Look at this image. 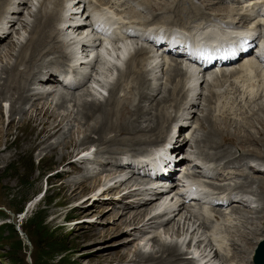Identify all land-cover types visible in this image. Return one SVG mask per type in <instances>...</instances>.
I'll use <instances>...</instances> for the list:
<instances>
[{"label":"bare ground","instance_id":"bare-ground-1","mask_svg":"<svg viewBox=\"0 0 264 264\" xmlns=\"http://www.w3.org/2000/svg\"><path fill=\"white\" fill-rule=\"evenodd\" d=\"M122 1L127 2L122 3L121 0H42L38 3V5H40V9H38L39 6L37 5L36 11L38 9L39 15L36 17L31 16L34 20L26 26V28L29 29V36L26 40H24L26 43H23L22 46L17 48L18 50L15 54H12L11 58L14 60L13 63L0 70V121L3 117L1 107L2 103L7 101L10 102V108L8 111V129L3 132L0 130V135L3 137L1 138L2 140L0 143H4V150L8 151L9 155H1L0 157L2 160H6L8 157H20L23 153L31 154L40 148L43 149L44 152L47 151L46 155L48 156V159H52L53 157L57 158V160L54 161L55 165L62 164L65 160L78 155V143L74 140L73 134L70 132V134L68 133V136H64L63 133V123L66 120V117H60L57 115L54 110H50L51 108L45 102L35 103L36 99L48 100L49 97H52L51 93H54V91L52 90V92L49 93V91H44V88L34 89V83H37L40 87H46L47 85H54L53 87H55L54 83L53 85L47 84V80L50 78V81H54L58 84L59 76L64 70H67V73H65L66 76H72V81L68 82L73 87L72 89L70 88L73 92L76 91L78 93L83 89L87 90V88H89L88 90L90 92L86 91V93H93L91 97H96L97 100H82L81 95L80 98L75 97L76 93L74 94L73 92L72 98L69 97L70 99H68L69 95L59 94L56 96L58 97L56 101L54 100L55 107L63 108L68 102L72 101L74 103V107L76 109L74 119L78 120L84 127V131H79L82 134L79 146L82 147L89 143L96 144L97 150L94 158L97 159L98 157L100 159L114 160L112 163L120 166L118 167L119 172H123V169L127 170V168H131L133 173L131 175H138L142 171L143 173L150 172V174H154V170L159 172L161 171L160 169H163V167H165V170H168L172 164L169 157L177 153L171 151V154H168V152L171 147L172 149H176V147L179 146L177 140L174 139L173 131L171 132L170 126L172 124L179 123L178 120L180 111L182 115L185 114L187 117H190V120L193 119L192 123L197 125L200 129H203V140L201 139L199 141L202 147L206 145L208 149L220 150L219 148L223 147L224 144H233L236 148H241L240 144L236 143L238 140L233 141L232 137L229 136L230 132L228 129L233 126L231 119L225 114L216 115L212 107V101L218 100L217 98L219 95H223L225 93H219L214 89H211V86L214 88V85L219 83L221 79H225V82H228L230 88L235 93H238V95H240L241 91H243L241 96L243 97V102H246L245 104L248 103L249 107L254 105L253 109L249 107L247 108L251 113L250 117H245L243 121L241 120L242 122L239 121L233 127L238 129L240 132H247L249 130L248 128H253L255 125L254 122H257L261 126H259L260 131L257 134L263 138L260 140V143L259 141L254 142L253 137L256 136L249 137L250 139H245L248 138L244 136L245 133L243 135L245 141L240 142L243 139L239 138L240 140L238 142L248 143L251 147H253L251 150L255 148L257 143L264 147V102H262V100H264V70L261 71L258 69L259 65L254 59H250L248 62L238 65V67L223 69L221 73L218 74L202 73L203 75L201 76V74L191 68H183L177 61L166 59V57L160 58L154 55L151 50L146 49L144 46H139V40L134 37L131 38L133 39L131 41L129 39L130 42H116V38H121L120 33L122 30L133 25V22L129 21L126 24L127 20L122 18V15L126 13L129 14L130 17H127L129 19L139 17V14L137 13L138 11H136L133 7L134 5H132L133 2L134 4H139V6H142L145 2L149 3L148 5L150 7H154L155 5L157 6L152 17L155 15L154 18H156V21H158L159 24L155 26L145 25L144 27V24L135 25L143 28V30L149 28H156L159 30L160 28L163 29V27L167 30L171 29V23H175L181 27V30L188 33L195 35L200 33L201 36H207L208 38H218L228 34L229 30H233L230 28L238 29L233 31V34L254 36L256 32H258L257 28H259L260 25L259 21H264V10L262 15L263 18H261V15L259 14V5L260 7H264V0H246V2H249L250 13L257 14L256 12L258 11L256 17L258 18L259 24L254 27L255 31L246 27V24L251 23L255 19H251L249 13L245 12V14L231 16L234 10L229 8L230 6L228 7L224 4H233L234 0H216L217 2H210L212 0H202L203 3L198 6L201 5L203 8H206L207 6L210 9L216 7L217 11L215 14L213 13L214 15L203 13L200 10V7L195 5V1L192 3V0H186L185 2H182L181 0H164L167 4L157 0ZM238 1L239 0H236L234 4L239 5ZM22 6H24L23 10H25V6L27 8L24 0H0V49L2 50H5L6 48L9 49V45H11V49L13 47V44L9 41L10 39L8 35L11 33L10 29L14 23L12 17H16L17 14H21L19 9ZM220 10L223 12L226 11V16H229L227 17L228 19L223 18V22L217 19H221L225 16V14H219ZM77 11H80V13ZM157 12L159 14H157ZM109 13L111 15H109ZM10 14H12L11 17L9 16ZM82 14L84 16H82ZM92 16L96 17V19L98 18V26L93 27V25H91L89 17H91L92 20ZM121 18L123 20H121ZM195 19L196 21L200 20V23H195L196 21H193ZM243 27L244 29L246 27L247 32H243V30H241ZM94 31L97 34L94 33ZM108 32L112 36L109 38L104 37V33ZM250 32H252V35ZM115 34L119 36L115 37ZM133 41L137 45L135 48L128 51L129 47L133 46ZM101 43L104 45L101 46L103 48L102 50H100L101 47L99 49L97 48V46L101 45ZM113 45L118 48L113 50ZM238 50L239 49L237 48L234 51ZM116 53H119V57L116 58L117 62L115 61V63L113 55ZM157 59L162 61V63H157ZM103 64L106 66L104 67V70L110 69L109 66L112 64L110 70L112 71L113 76L111 80L101 76V79L98 80V84H92L95 88H97V90L91 88L90 86L86 88L87 82L89 83L91 73L85 72V70L87 71L91 69L92 72L93 70L100 71L101 75H105L106 73L100 69ZM94 65H99V69H97V66ZM118 66H121L122 68L117 69ZM79 70H82L83 72H79ZM159 70L161 75L165 77V84L164 86L160 85V87L155 89L152 82H155L158 78H160L158 74ZM252 76L256 78V82L258 84L256 85L257 88H255V84H250ZM115 77L116 79L114 80ZM210 78L211 82L209 80ZM178 79L180 80L178 81ZM124 83H129L127 85L133 86V88H131L132 93H127H129V96L134 95V99L138 100L137 103L134 104V102H131L133 101L132 96L127 97L125 94L122 95L119 87L121 85L122 89L126 88L123 85ZM167 83H170L171 87ZM202 84H205L203 91H207L206 93L208 97V100L205 101L203 96L204 107L203 103L201 104L203 94V91H201ZM167 85L169 87H167ZM194 85H199V92L196 91L197 87H194ZM247 85L250 90L249 93L248 90H244ZM165 89L169 90L167 92V96L163 93ZM154 91H157L158 93L152 97L155 98L161 93L165 94L166 97L162 94L159 99L153 100L155 103L149 104L150 102L148 101V97L151 96V92L153 93ZM101 93L107 94V97L102 99L103 97ZM197 100L200 101L199 105L202 106L200 110L202 117H194L195 115L193 116L191 113L189 114L187 112L192 110L191 106H195ZM144 102H147L148 106ZM169 102L173 103L172 108L177 112L175 118L172 115L174 112L168 111L167 109L168 107L166 105H169ZM26 106H29L30 112L28 113V110H25ZM205 107H207L206 111L204 110ZM151 111H156L154 119H152L153 121L151 120L152 125L148 127L141 126L142 120H150L151 117L149 116V113ZM257 113L260 114V122L258 116L256 118ZM206 115L209 116L208 119ZM14 116H19V120L16 121ZM144 122L146 123L147 121ZM184 127L185 126H182L181 128ZM13 128H15L16 131L23 129L24 133L21 136L15 134L14 140L9 141L8 137L12 134ZM170 132L171 135H169ZM186 132H189V130ZM195 134L196 131L193 132V136H195ZM191 138L192 136H190L188 141H190ZM51 139L54 141L50 142ZM185 139H182V141L185 142ZM218 139H220V141ZM162 143L163 145L167 143L166 147L170 145L169 151L162 153L158 159H155L158 160L159 164H156L154 161L151 168H147L148 164L146 162H148L149 159L144 160L143 156H131L136 155L141 151L144 152L146 150L145 148L150 145L156 144V146H158ZM12 148L14 149V152L10 153L9 151ZM202 151L203 150H201L199 154L197 153L198 156H195L194 159L196 158L199 160L201 158L208 161H213L215 159L221 160L219 161L220 164L215 166V170L218 171L227 168L229 164H233L235 162L237 164L245 161H248L247 163L252 162L249 158H247L249 155L262 160V164H256L253 167H248L249 172L256 173L258 171V169H256L258 166H264V153H262V155H259L260 153L258 155L256 153L254 154L249 151L247 147H243L242 152L239 154L234 153L225 147H223V149H221L220 152L214 156L209 153L203 154L201 153ZM149 152L152 154V151ZM142 153L138 155H142ZM185 158L187 159L186 156ZM80 160L89 161L90 159L88 157H84ZM76 164H78V162ZM187 164L188 163L182 165L181 167H185ZM191 164L192 168L197 166L195 161H191ZM244 165L247 166L246 163ZM241 166H243V164ZM120 169H122V171ZM73 172L74 174H82L84 177H88L87 169L81 168V170H73ZM63 174L64 173L60 175ZM226 174L227 175H225L222 171V173L216 174V178H221L222 180H227L228 176L230 178L232 176H235V178L238 176L240 178L244 176L243 178H245L247 172L245 173L241 170L237 174L235 172H227ZM125 178L124 182L119 181L115 183L111 188L109 187L104 194L109 193L113 189H119L123 184H125V182L128 181V178ZM146 182L141 180L139 181L137 178H134L133 184L127 188V194H125L124 197L122 196L123 202L129 195L131 196L132 193H136V191L142 186L144 187L143 190L147 193L146 197L143 196L145 198L141 199V202H138L141 203L140 205L136 203L137 205L135 207H140V210L132 215L130 218V225L138 226L141 224L142 228L145 229L158 222L160 224L159 228H162L168 233L170 231L172 232L171 234L175 236V241L170 243L156 242L155 244L157 250L155 253L149 255L138 253L136 259L130 263L181 264L183 262V264H186V262H188L187 264H191L195 258L198 262H194L195 264H212L213 261H217L219 264H245L248 262L246 259L250 257V254H252L251 252L253 251H251L253 248L252 240H255L254 236L256 235V232L261 230L258 226V222L261 220L264 221V196L261 194L262 192L258 194V197L249 191V194L256 197L257 201L260 202L259 206H261L260 208L258 206L255 210L250 211L245 210L240 206L244 203V201H238L239 198L237 197L244 192L242 188L250 187L252 184L254 185L253 180H247L245 178L243 184L234 182L233 185H229V187L214 185L215 187L212 190L217 193L216 195L211 196L213 197L211 202L213 205H210L212 208V210L210 208V211L214 212H212L214 216L209 215V217H207L206 214L208 213L204 211V209V212L202 211L203 213H199L201 220L193 215L183 201V204L180 206H175L173 208L166 207L165 203L167 201H165L164 198L169 196V194H159L160 192H154V189H156H153L154 184H148ZM164 182L167 183V181ZM263 183L264 179H261V181H259V187H261ZM159 185H162V187L167 186V184ZM172 185H174V183H172L171 186ZM99 187L100 185H98L96 181L89 185L78 184L75 179L70 182H64L58 187L57 191V193H64V200L60 201L58 204L63 205V203H66V193H68L69 197H72L76 194V190H78L79 193H92ZM132 188L134 189L130 190ZM261 188L264 193V188ZM190 192L192 195H196L195 192ZM216 196H218V199H216ZM205 198L208 199V196H205ZM195 202L199 205L201 203L196 200ZM223 203H226L225 207L227 206V208L232 207L231 215L235 218V220L238 218L241 220L242 224H250V227H252L253 230L252 232H254L253 237L248 238L241 236L244 244L241 245L242 248L240 250H237L238 247L237 249L235 248V246H239L235 243L229 245L223 241L221 245L219 242L213 246L211 244L207 245L206 243L207 247L204 246L205 248L202 250V255H200V253L197 255V252H194V258V254H188V251L190 250L189 248L191 247V243H193L195 235L193 234L194 231L192 230L193 232H191L190 229H192L196 224L198 229L200 228L205 231V233L211 234L210 238L213 237V239H215L217 236L222 237L220 241L225 238L228 241L227 237H224L227 235V229L220 227L221 225L225 227L223 220L224 217L220 214V210L218 211V209L215 208L217 206H221ZM147 204L148 206H145ZM208 208L206 210H208ZM209 220L213 224L218 223L217 226H212L213 224L208 225ZM188 223L191 224V227ZM240 230L238 232H240ZM187 236H189V240L185 245L186 249L183 250ZM233 241L234 240L231 242ZM228 245L229 247L227 248ZM242 249H245L246 252L242 253ZM223 252L225 255H230V257H225ZM210 253H212V255H210ZM186 255L191 256L190 260L185 258ZM250 264H253V262H250Z\"/></svg>","mask_w":264,"mask_h":264},{"label":"rangeland","instance_id":"rangeland-1","mask_svg":"<svg viewBox=\"0 0 264 264\" xmlns=\"http://www.w3.org/2000/svg\"><path fill=\"white\" fill-rule=\"evenodd\" d=\"M41 1L42 0H24V3L27 5V8L25 6V8H24L25 10H23L24 6L20 7L19 10H20L21 14H17L16 17H12L14 20V23L12 25L14 31L12 30V27H11V29H10L11 33L8 36L10 39L9 40L10 43L13 44L12 45L13 47L11 49L10 48L11 45H9L10 50L7 48L5 50L0 49V70L3 67H7L8 65L13 63L14 60H13V58H11L12 54H15V52L18 50L17 48L22 46L23 43L24 44L26 43L24 40H26L29 36V34H28L29 29L26 28V26L29 25L34 20L32 17H36L39 15L38 9H40V5H38V3ZM157 1H162L164 4H167L164 0H157ZM181 1L185 2L186 0H181ZM193 1L194 0H192V3H193ZM121 2L126 3L127 1L121 0ZM210 2H212V1H210ZM233 2L235 3L236 0H234ZM238 2H239V5H236L234 3L233 4L229 3L227 5L226 4H224V5L228 6V7L230 6L229 8L234 10L231 16H236L238 14H245V12L249 13L250 18L251 19L255 18V19L251 23L246 24V27L250 28L252 30H255L254 27H256V25L258 23V18L256 17V15L258 14V11L256 12L257 14H255V13L252 14L249 11V9H250L249 2H246V0L245 1L239 0ZM148 4L149 3L145 2V4H143L142 6H139V4H134V2H133L132 5H134L133 7L136 9V11H138L137 13L139 14V17H137L135 19H129L127 17H130V15L126 13V14L122 15V18L126 19L127 22L128 21L133 22L134 25H138V24L143 25L144 24L143 27L145 25L146 26H150V25L155 26V25L159 24V22L156 21V18H154L155 15L152 17L153 12L156 11L155 8L157 6L155 5L154 7H150ZM199 4H200L199 2H197V3L195 2L196 6H198ZM37 5L39 7L36 11ZM198 7H200V10L203 13H207V14H211V15H214L217 11L216 7H214L213 9H210L207 6H206V8H203L201 5ZM260 10H261V12H260ZM263 10H264V7H260V5H259V14L261 15V18H263V16H262ZM35 11H36V13L38 12L37 15H36V13L34 14ZM157 14H159V13L157 12ZM219 14L220 15L225 14V16H223L221 19L216 17L219 21L220 20L222 21L223 18L229 17V16H226V11L223 12L222 10H220ZM109 15H111V14L109 13ZM167 15H169V14H167ZM9 16L11 17L12 14H10ZM59 16H60V13H59ZM82 16H84V15L82 14ZM17 18L19 21L17 20ZM122 18H121V20H123ZM78 19H79V17H78ZM193 21H196V19ZM259 22L264 26V21L261 22V20H260ZM195 23H200V20H197ZM170 26H171V28L181 29V27L175 23H171ZM246 27H245V29L243 27L241 30H243V32L244 31L247 32ZM139 28H141V27H139ZM157 28H160V27H157ZM165 30H166V28L163 27L162 31H165ZM250 33L252 35V32H250ZM138 44L140 45L141 43L138 42ZM136 45L137 44L134 43V41H133V46L136 47ZM141 46H145V44L142 43ZM115 48H118V47H115L113 45L112 49L114 50ZM102 49L103 48L101 47L100 50H102ZM11 50H12V52H11ZM118 55H119V53H116L113 55L114 62L116 61V58L119 57ZM110 57H112V56H110ZM166 59H169V58L166 57ZM95 61H97V60H95ZM163 61H165V60H163ZM156 62L159 64L162 63V61H160L158 59ZM94 66H97L96 68L99 69L98 68L99 65H94ZM104 67H106V66H104V64H103L100 67V69H102V71L106 73L105 74L106 76L101 75L100 71H94L93 70V72H92L91 69L87 70V71L84 69L85 72L91 73V76L89 78V83L87 82L86 88L89 87L90 85H91L90 87L92 88L93 85L98 84V80L101 79V76L108 78V80H111V78L113 76V73L110 70L112 67V64L109 66L110 69L107 68L108 70H104ZM79 72H83V71L79 70ZM158 72H159L158 74H159L160 78H158L155 82H152L153 87L155 89L160 87V85L164 86V84H165V77L163 75H161L160 70ZM202 75L203 74H201V76ZM116 77L114 78V80L116 79ZM161 78H164V79H161ZM179 80L180 79H178V81ZM209 80L211 82V78ZM253 81L255 82V80H253ZM53 83L55 84V87H53L54 86ZM0 84H1V81H0ZM34 84H35V85H33L34 89L44 88L45 89L44 91H49V93H51L52 90L54 91V93H51L52 94L51 96L53 97V99H52V97H49L48 100L47 99L37 100L35 98L36 99L35 103L45 102L51 108L50 110H54V112L57 115H59L60 117H66V120L63 123V133H64V136L65 135L68 136L70 134V132L73 134L74 140L78 143V146H77V148H78L77 154L78 155L75 157L69 158L70 160L69 159L65 160L64 163H62V164H57V165H55V162H54L55 160H57V158L53 157L52 159H48V156L46 155L47 151L44 152L43 149H41V148L38 150H35L31 154L23 153L22 155H20V157H16V158L15 157L14 158L8 157V159L2 160V158L0 157V159H1L0 160V211L2 212V214L0 215V226L3 224H6L7 226L10 225L15 230L14 234L10 233V232L9 233L6 232V234L0 238V264H33V260H32L33 257L38 258V256L41 254V251H42L41 243L43 242V240H45L44 237H53V240L60 242L61 246H64L69 250L68 254L66 255V260L64 261L65 262L64 264H67L69 262L73 263V264H134V263H130V262H132L136 259V256L138 253H141L144 255H149V254L155 253V251L157 250L156 244H155L156 242L170 243V242L175 241V236L171 234L172 232L170 231L168 233V232H165L162 228H159L160 224L158 222L153 224V225H150L149 228H145V229L142 228L141 224L138 226L130 225V218L132 217V215H134V213H136L138 210H140V207H135V206L137 204L138 205L141 204L138 202H141L140 200L145 198L147 193L145 190H143L144 187L142 186L137 191L135 190L136 193H132L131 196L129 195L123 202H122V196L124 197L125 194H127V188H129L133 184L134 178H137V180H139V181L141 180L143 182H146V181L148 182L149 179H148V177H146L144 175H140V174H142V172H140L138 175H131V174H133L131 171L132 170L131 168H127V170L123 169V172H119L118 167H120V166L114 165L112 163V162H114V160L111 161L110 159H100L98 157H97V159L94 158L95 157L94 155H95L96 150H97L96 144H90L89 143V144L82 146V147L79 146V142L82 139V134L79 131H81V132L84 131V129H83L84 127L81 125V123H79L78 120L74 119L75 118L74 115L76 112V109L74 107V103L72 101L68 102L67 104L64 105L63 108H56L55 107V101L58 98V97H56L57 95H59V94L60 95L63 94V95H67V96L69 95L68 99H70L69 97L72 98V92L73 91L65 89L64 87L60 86L59 84H57L54 81H50V78L47 80V84H50L53 86L47 85L46 87H40L37 85V83H34ZM127 84H129V83L123 84L126 88L122 89V87L120 85L119 89H121L122 95L125 94L128 97L129 93H127V92L132 93L131 88H133V86L132 85L129 86ZM167 84L171 87L170 83H167ZM255 84L258 85L257 82H255ZM168 85H167V87H169ZM202 85H201V91H203V89L205 88V84L203 86ZM194 87H197L196 91H198V89L200 91L199 85H197V86L194 85ZM88 89L89 88H87V90L83 89L82 91H79L78 93L75 91L73 93L74 94L76 93L75 97L80 98L82 96L81 97L82 100H88V101L92 100V99L97 100L96 97H91V95H93V93H91V94L86 93V91H89ZM211 89H214L215 91H217L219 93H221V92L226 93L227 92L226 94L224 93L223 95H219V97L217 98L218 100L212 101L213 102L212 107H213L216 115L217 114L227 115L228 118L231 119L233 126H235V124L238 123L239 121H241V120L243 121L245 117H250L251 113L247 109L249 107V105H248V103L245 104L246 103L245 101L243 102V97L241 96L243 94V91H241L240 95H238V93H235L230 88L229 83L225 82V79H221L219 83L214 85V88H213V86H211ZM140 90H141V88H140ZM244 90L246 91L245 88H244ZM144 91H147V90H144ZM168 91H169L168 89H165V91L163 93H165L167 96ZM204 91L202 94V101H201V104L203 103V107H204L203 96H204L205 101L208 100L207 93H206L207 91L206 90H204ZM106 93H107V91H106ZM134 93H136V92H134ZM157 93H158L157 91H154L153 93L151 92V94H150L151 96L148 97V101L150 102L149 104L155 103L153 100L159 99L163 94V93H161L158 96H156L155 98L152 97L153 95H156ZM165 94H163V95L165 96ZM131 96L132 95H130L129 97H131ZM132 97H133V101H131V102H134V104L137 103L138 100L134 99L135 98L134 95ZM52 100H53V102H52ZM131 100H132V98H131ZM210 100H211V98H210ZM262 102H264V100H262ZM31 103H33V102H31ZM144 103L148 106L147 102H144ZM199 103H200V101L197 100V102L195 103V106H191L192 110H189L187 112L189 114L191 113V115H193V116L195 115L194 117H197V116L202 117V113H200L202 106L199 105ZM168 104L169 105H166L168 108L167 107L166 108L168 109V111L174 112L172 115L175 118L177 115V112L175 109L172 108L173 103L169 102ZM253 104H255V103H253ZM251 106L249 108L253 109L254 105H251ZM1 107H2V112H3V117L1 118V121H0V130L3 132L6 129H8V127H7L8 126V116H9L8 111L10 108V102L7 101L5 103H2ZM206 109H207V107H205L204 110L206 111ZM25 110L26 111L28 110L27 113L30 112L29 106H26ZM155 113H156V111H151L149 113V116L151 117L150 120L149 119L148 120H142L141 126H143V127L151 126L152 121H153L152 119H154ZM205 114H206V112H205ZM257 116H258L259 122H260L261 121L260 114L257 113L256 118H257ZM208 117L209 116H207V119H208ZM14 119L16 121L19 120V116H14ZM144 121H147V122L145 123ZM178 121H179V123H177V125H179V127L180 126L181 127L185 126V127L184 128L180 127L181 129H178V131L176 132V135L173 133V136H174V139L177 140L178 145L180 147L183 146V148L176 149V150L172 149L168 152V154H171V151L177 152L176 154H173L172 156L169 157V160L171 161V163H175L173 160V158H174L173 156H177V157H181L182 155L185 156L184 152L186 150L191 151L186 155L187 160L188 161H191V160L192 161H195V160L198 161L197 167H199V168L195 167V168H193V171L195 172L196 177L198 178L196 180V182L198 183V188L202 191H205V192L211 191L214 188V185L215 186L221 185V186H225V187L228 186L229 187V185H233L234 182H238L239 184H243L245 178L247 180L248 179L253 180L254 185L252 184L250 187H245L246 189L242 188L245 193L243 191H241V192L244 193L245 199L249 200V202H246L245 205L241 204L240 206L243 207V209L248 210V211L255 210L256 207L259 206L260 202L257 201L256 197L250 195L249 191H251V193L255 194L256 196H258V194L262 192L261 194L264 196L263 190L261 188V187L264 188V183L262 184L261 187H259V181H261V179H264V166L263 165H262V167L258 166L256 168V169H258V171L256 173L249 172L248 167H250V166L253 167L256 164H262L261 159L256 158L252 155H249L247 158H249L253 163L252 162L247 163L248 161H245V162H241L243 164V166H241L242 165L241 163L237 164L235 162L233 164H229L227 166V168L218 171V170H215L214 167L216 165L220 164L219 161H221V160L215 159L213 161H208V160H203L201 158L199 160H197L196 158L194 159L193 156H198L197 153L199 154V152L201 150H203L201 152L203 154L209 153L212 156H214V155L218 154L220 152V150L223 149V147L228 148L232 152L237 153V154L242 152L243 147H247L248 150L251 151L252 153H254V154L256 153L257 155L260 153L259 155H262V153H264V147L262 145H260L259 143H260V140L263 138L261 136L257 135L258 132L260 131L261 126L257 122H254L255 125L253 126V128H248L249 132L248 131L247 132H242V131L240 132L238 129L234 128L233 126L228 129V131L230 132L229 136L232 137L233 141H236V140L239 141L240 139H243L240 142H244L245 141L244 136L248 137L245 139H250L249 137L256 136V137H253L254 142L259 141V143H257V145L255 146V148L253 150H251L253 147H251L248 143H240L238 141H236V143H239L241 148H239V147L236 148L233 144H224L223 147L219 148L220 150H214V149H208L206 145L204 147H202L201 143H199V141L201 139L203 140V132H202L203 129H200L197 125L192 123L193 119L190 120V117H187L185 114L182 115V113L180 111ZM149 122H151V123H149ZM175 125L176 124H172L170 126L171 132L174 131ZM205 125H207V124H205ZM196 128H197V130H196ZM235 129L238 131H236ZM187 130L196 131V134H195V136H192L190 141H188V142L185 141L186 142L185 143L182 141V139H185L186 136L184 133ZM171 132L169 135H171ZM23 133H24L23 129L16 131V129L13 128L12 134L8 137V139H9V141H13L15 134H18L21 136ZM244 133H245V135H244ZM169 135H168V137H169ZM123 137H125V136H123ZM1 138H3V137H1V135H0V141L2 140ZM218 140L220 141V139H218ZM53 141L54 140H52V139L50 140V142H53ZM162 147H164L163 143L158 145V146H156V144L150 145L149 147L145 148L146 150L144 149L145 150L144 152L141 151V152L137 153L136 155H131V156H133V157L134 156H143L144 160L149 159V161H152V160H154L155 157L153 158V155L149 151L153 152L155 149H161ZM184 148H186V150H184ZM0 152H1L0 156L1 155L2 156H6V155L8 156L9 155L8 151L4 150V143H0ZM9 152L10 153L14 152V149L13 148L10 149ZM141 153H142V155H138ZM247 153H250V152H247ZM190 154H192L193 156ZM83 156L88 157L90 160L89 161H87V160L81 161L80 159L84 158ZM188 161L185 160L184 162L188 163ZM205 161H207V162H205ZM77 162H78V164H76ZM108 162H111V163H108ZM245 163L247 164V166L244 165ZM233 165H235V166H233ZM178 166H180V165H178ZM204 166L210 167L212 169L213 173L211 175H208V176H205L202 178V176L199 175V172L202 170V168H204ZM125 167H127V166H125ZM81 168L88 170V177H84L82 174H78V175L74 174L73 170L79 171V170H81ZM238 169H241L245 173L247 172V175H245L246 176L245 178H243L244 176L241 178L239 176L236 178H235V176H232L231 178L228 176L227 180H222L221 178L220 179L213 178V176L216 177V174L222 173V171L225 173V175H227L226 174L227 172L228 173H231V172L234 173L235 172L237 174V173H239V171H241ZM120 170L122 171V169H120ZM65 172H69V173H65ZM62 173H64V174L60 175ZM173 173H179V172L175 171ZM192 174H193V172L191 171V175ZM81 176H83V177H81ZM130 176H131V178H130ZM125 177L128 178L129 182L128 181L125 182V184H123L117 190L113 189L109 193L104 194V192H106V190H108L109 187L111 188L115 183H117L119 181L124 182ZM73 179H75L78 184H84V185L93 184L96 181V183H98V185H100V187L97 188L96 190H94L92 193H89V192L79 193V191L76 190V194H74L72 197H69L68 193H66V196H67L66 203H63V205H59L58 203L60 201L64 200V198H63L64 193H62V192L57 193L58 187L62 183L70 182ZM51 180H52V182H51ZM86 181H87V183H86ZM133 189L134 188H132L130 190H133ZM175 190H176V188H175ZM173 191H174V187H173ZM159 194H164V193L162 192ZM165 194H167V193H165ZM138 195H139V197H138ZM247 195H249V196H247ZM143 196H145V197H143ZM250 200L255 201V202L250 203ZM182 201L185 203L186 207H188L193 213H195V212L197 213V214L195 213L193 215L198 219H199V217H201V216H199L200 215L199 213L200 212L203 213L204 211H206L208 213V214H206L207 217H209V215L214 216V214H213L214 212L212 211L213 212L212 213L210 211L211 206L204 205V204L202 205L201 203H200V205L196 204L195 200H190L188 202H185L184 198H182V199L175 198L174 200H170L169 202L167 201L165 203L166 204L165 206L170 207V208L171 207L173 208L175 206H180L181 204H183ZM145 206H148V204ZM260 207L261 206H259V208ZM207 208L209 211L206 210ZM215 208L218 209V211L220 210L219 211L220 214L223 215V217H224L223 220L225 223L224 224L225 227L223 225H221L220 227L227 229L226 230L227 235L224 237H227L228 241L226 240V238L224 240L220 241L222 237H217V236L215 237V239H213V237L210 238L211 234L205 233V231H203L200 228H199L200 229L199 230L198 227H196L197 226V224H196L195 226H193L192 229H190L191 232L194 231L193 234H195V235L193 238V243H191V247L189 248L190 250L188 251V254H191V255L194 254V258H195L194 252H197V255L199 253H200V255H202L203 248L207 247L206 243H207V245L211 244L212 246L214 244L219 243V242H220L219 244L221 245L223 243V241L229 245L232 243L233 244L235 243V244L239 245V246H235V248L237 249V247H238L237 250H240L242 248L241 245L244 244L242 242L243 240H242L241 236H245L248 238L253 237L254 232H252L253 230H252V227H250V224L249 225L242 224L241 220L238 219L236 215L235 216H236L237 220H235V218L231 215L232 207H228V208H226V207L225 208L215 207ZM19 209H22V213L17 214V211ZM211 210H212V208H211ZM182 213H184V212H182ZM34 215H39L40 217L45 218V221H44V228L45 229L41 233L35 231L34 228H32L28 225V220ZM177 217H179V216H177ZM199 220H201V218ZM210 223L211 222L209 220L208 225L213 224V223H211V224ZM188 224L191 227V224L190 223H188ZM217 224L218 223H214L212 226H217ZM258 226L261 228V230L256 232V235L254 236L255 240H252L253 248L251 249V251L252 250L253 251L251 252L252 254H250V257L248 259H246L248 262L245 264H250V262L253 258L252 255L253 256L256 255L257 249L260 247V245H262L264 243V236H263L264 235L263 234L264 233V221L261 220L260 222H258ZM239 230H240V232H238ZM214 231H217V230H214ZM227 231H228V233H227ZM40 234H42V235H40ZM238 238H239L240 242H239ZM18 240L22 241V245H21L22 249L19 251H17ZM188 240H189V236H187L183 250L186 249L185 245H186ZM232 240H234L235 242L234 241L231 242ZM50 242H52V241H50ZM229 245L227 246V248L229 247ZM241 252L245 253L246 251H245V249H242ZM223 254H224V252H223ZM225 254H226V251H225ZM225 254H224L225 257H230V255H225ZM210 255H212V253H210ZM242 255H244V254H242ZM63 256H64L63 254L61 256L57 255V259L54 262H50L49 264H58L56 262ZM185 258L190 260L191 256L186 255ZM194 262H197L196 258L193 259V263H191V264H195ZM187 263L188 262H186V264ZM254 263L255 262H253V264ZM39 264H43V263H39ZM59 264H61V263H59ZM181 264H183V262ZM212 264H219V262L213 261Z\"/></svg>","mask_w":264,"mask_h":264},{"label":"trees","instance_id":"trees-1","mask_svg":"<svg viewBox=\"0 0 264 264\" xmlns=\"http://www.w3.org/2000/svg\"><path fill=\"white\" fill-rule=\"evenodd\" d=\"M22 213V209H19L17 211V214ZM2 214V212L0 211V215ZM44 221L45 218L44 217H40L39 215H34L32 216L29 220H28V225L32 228L35 229V231L37 232H42L45 228H44ZM7 233H15V230L12 226H7L6 224H3L0 226V238L2 236H4ZM42 235V234H40ZM45 240H43V242L41 243L42 245V251L41 254L38 256V258L33 257V264H39V263H43V264H49L50 262H54L57 259V255H64L63 257H61L56 263H61L64 264L65 260H66V255L68 254L69 250L64 247L61 246L60 242H57L56 240H53V237H44ZM52 241V242H50ZM17 251L22 249V241L18 240L17 242ZM67 264H73V263H67Z\"/></svg>","mask_w":264,"mask_h":264},{"label":"water","instance_id":"water-1","mask_svg":"<svg viewBox=\"0 0 264 264\" xmlns=\"http://www.w3.org/2000/svg\"><path fill=\"white\" fill-rule=\"evenodd\" d=\"M254 262L255 264H264V243L257 249Z\"/></svg>","mask_w":264,"mask_h":264}]
</instances>
